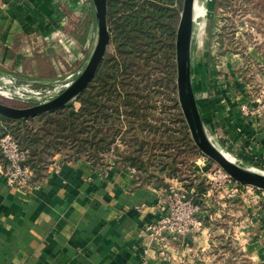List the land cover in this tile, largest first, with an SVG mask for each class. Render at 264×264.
I'll return each instance as SVG.
<instances>
[{
	"label": "crops",
	"instance_id": "crops-1",
	"mask_svg": "<svg viewBox=\"0 0 264 264\" xmlns=\"http://www.w3.org/2000/svg\"><path fill=\"white\" fill-rule=\"evenodd\" d=\"M88 7L95 17L92 0H0V80L15 77L53 90L63 73L81 72L94 45L96 21L90 29L91 23L78 17L75 24L74 17ZM70 35L79 41L74 56L56 43L59 36ZM193 79L196 93L194 68ZM197 100L213 135L217 129ZM257 131L250 138L236 134L238 156L245 150L264 153V134ZM108 161L92 166L59 154L45 178L27 191L11 189L0 177V264H143L145 228L159 218L156 203L162 190L139 183L128 167ZM192 250L187 256L180 246L174 253L190 259ZM149 264L165 262L156 255Z\"/></svg>",
	"mask_w": 264,
	"mask_h": 264
},
{
	"label": "trees",
	"instance_id": "trees-1",
	"mask_svg": "<svg viewBox=\"0 0 264 264\" xmlns=\"http://www.w3.org/2000/svg\"><path fill=\"white\" fill-rule=\"evenodd\" d=\"M182 4L108 0L111 46L85 91L65 108L38 118L0 119V139L11 134L28 151L33 182L45 178L59 154L92 166L113 154L117 165L136 170L139 183L163 190L170 187L168 179L183 181L188 196L202 204L208 190L203 174L193 172L194 182L183 178L182 170L183 160L189 159L196 169L204 156L178 99L175 43Z\"/></svg>",
	"mask_w": 264,
	"mask_h": 264
},
{
	"label": "rangeland",
	"instance_id": "rangeland-1",
	"mask_svg": "<svg viewBox=\"0 0 264 264\" xmlns=\"http://www.w3.org/2000/svg\"><path fill=\"white\" fill-rule=\"evenodd\" d=\"M206 2L203 40L201 44L196 40L193 43V68L200 105L210 126L217 129L213 134L215 139L227 152L230 151L227 146L230 149L234 146L229 156L242 163L245 158L247 165L252 163L253 168L264 171V153L256 155V151L255 154L245 150L243 156L237 155L240 144L236 135L239 132L238 135L250 138L251 133L256 134L259 129L264 134V0ZM78 17H81L80 22L91 23L90 29H94L95 17L90 7L75 15V24ZM56 43L68 55H73L75 46L79 45L71 35L65 38L66 47L63 48L58 40ZM84 48L88 51L90 47L84 45ZM71 60L73 62L74 57ZM62 79L63 76L58 81ZM8 104L28 106L36 103L14 100ZM108 160L116 163L113 154L105 156V162ZM183 163V178L194 181L193 172H204L197 162L196 169L189 159ZM203 176L208 186L207 194L210 184ZM168 182L169 188L174 186L188 192L183 181L168 179ZM205 195L199 214L203 227L190 240L174 243L163 258L165 264H264V191L247 186L231 194L220 189L213 194V201L207 202ZM189 245L193 248L190 259L187 257ZM207 245L208 249L203 250ZM180 246L185 247L186 257L174 253Z\"/></svg>",
	"mask_w": 264,
	"mask_h": 264
},
{
	"label": "built area",
	"instance_id": "built-area-1",
	"mask_svg": "<svg viewBox=\"0 0 264 264\" xmlns=\"http://www.w3.org/2000/svg\"><path fill=\"white\" fill-rule=\"evenodd\" d=\"M58 41L63 48L66 47L63 36H59ZM81 72L76 75H66L62 72L64 76L60 77L63 76V79L53 90L37 88L31 83L17 82L15 77L0 80V98L8 101L46 103L68 88ZM0 150L4 157V162L0 163V177L5 178L7 186L19 191L32 189L34 171L27 163L28 151L23 150L11 134L1 137ZM197 165L205 169L201 173L207 177L210 184V190L205 195L206 202L213 201V194L220 189L237 194L242 188L247 187L234 181L206 156L199 158ZM56 169L58 170L59 166H56ZM128 171L136 176L135 169L128 168ZM156 209L159 213L158 220L145 228L143 264H149L151 258L156 255L164 258L174 243L189 239L203 227V222L199 218L202 207L195 203L184 189L174 186L163 189L157 200Z\"/></svg>",
	"mask_w": 264,
	"mask_h": 264
},
{
	"label": "water",
	"instance_id": "water-1",
	"mask_svg": "<svg viewBox=\"0 0 264 264\" xmlns=\"http://www.w3.org/2000/svg\"><path fill=\"white\" fill-rule=\"evenodd\" d=\"M95 11L96 36L89 59L71 85L49 102L17 108L0 102V116L10 120L37 118L65 108L82 94L95 78L111 46L108 26V0H92ZM196 0H184L176 33L177 90L180 107L192 138L200 152L216 163L234 181L264 191V171L233 161L230 154L214 138L202 116L193 79V43ZM231 155V154H230Z\"/></svg>",
	"mask_w": 264,
	"mask_h": 264
},
{
	"label": "bare ground",
	"instance_id": "bare-ground-1",
	"mask_svg": "<svg viewBox=\"0 0 264 264\" xmlns=\"http://www.w3.org/2000/svg\"><path fill=\"white\" fill-rule=\"evenodd\" d=\"M206 3H207L206 0L205 2L204 0H196V4H195L194 41L196 40L198 44H201L203 40V37H202L203 26H204L203 21L206 15ZM229 158L233 161L238 162L236 159H233L232 156H229Z\"/></svg>",
	"mask_w": 264,
	"mask_h": 264
}]
</instances>
